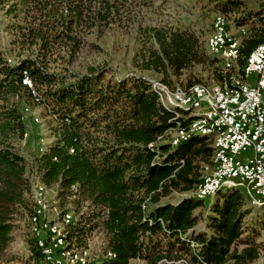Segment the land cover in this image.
Returning <instances> with one entry per match:
<instances>
[{
  "label": "trees",
  "instance_id": "16d2710c",
  "mask_svg": "<svg viewBox=\"0 0 264 264\" xmlns=\"http://www.w3.org/2000/svg\"><path fill=\"white\" fill-rule=\"evenodd\" d=\"M213 2L240 29L228 68L207 54L189 27L136 23L146 0H0V261L11 262L9 246L20 223L31 232L38 181L52 192L59 217L71 213L63 226L67 244L83 249L100 236L96 253L114 255L99 264H256L264 251L258 240L264 219L251 215L260 207L235 187L201 199L192 195L212 165L211 139L189 133L175 144L172 136L189 131L196 115L164 107L143 76L69 68L89 35L100 38L122 26L144 31L140 66L161 83L207 84L194 72L200 67L212 81L207 85L231 86L245 78L247 58L264 43V0ZM24 73L31 88L22 84ZM34 104L43 107L52 140L27 160L20 144ZM174 194L181 197L172 202ZM32 240L29 249L39 261Z\"/></svg>",
  "mask_w": 264,
  "mask_h": 264
},
{
  "label": "rangeland",
  "instance_id": "374dc122",
  "mask_svg": "<svg viewBox=\"0 0 264 264\" xmlns=\"http://www.w3.org/2000/svg\"><path fill=\"white\" fill-rule=\"evenodd\" d=\"M147 6H139L136 11V23H139L142 27L146 26H172L175 28L189 27L193 29L203 42L205 50L208 55L218 58L217 56L209 53L206 49V40L212 33V23L216 16L221 15L220 12L216 10V5L213 0H146ZM228 21V19H227ZM4 20H1L3 24ZM230 22H227V31H229ZM229 33V32H228ZM230 34V33H229ZM2 44L7 47L8 39L5 33H2ZM232 35V34H231ZM146 37L144 36V31L141 29L139 31L132 29H125L112 27L105 31L104 35L100 38L96 37L95 34H91L87 38V43L82 48V50L75 56L72 60L69 68L76 72H84L87 66H99L107 68L117 77L127 76V75H139L150 80L152 85L155 82H161L159 80V75L152 71L142 70L140 63V52L145 48ZM228 50V49H223ZM219 59V58H218ZM220 60V59H219ZM221 61V60H220ZM226 63H231L230 52L226 53ZM223 66V62L221 63ZM227 66L223 67L226 68ZM197 75L202 77L204 83H211V79L208 78V71L206 68L200 69V67L194 71ZM187 73L181 77L184 79ZM175 82V81H174ZM163 83V82H162ZM165 84V83H164ZM206 86H215L218 83H213L210 85L198 83ZM167 85V84H166ZM175 87H169L168 89H188L191 86L184 88L178 82H175ZM195 85V84H194ZM193 86V85H192ZM32 93V91H31ZM33 95V93H32ZM34 96V95H33ZM35 97V100L38 99ZM35 101V102H37ZM262 102H264V92L262 96ZM190 110V109H189ZM26 122L28 136L24 142L20 144V151L26 157L27 160L31 158V155L36 152V150L43 144L52 140L50 131L47 125V118L44 117L43 107L39 104H34L30 106L26 111ZM191 114H196V111H191ZM34 119V121H33ZM207 136V135H206ZM175 134L172 136V140L175 139ZM208 137V136H207ZM252 156L250 151L243 153L239 157L244 159L246 157ZM41 184L38 181L34 183ZM33 185V186H34ZM44 186V185H43ZM238 185L235 188H241ZM45 188V187H44ZM246 195V193H245ZM45 197L48 202H52V192L45 188ZM181 196L174 194L170 199L175 202ZM249 205L257 206L253 201L252 197L247 196ZM260 208H253V213L251 216L260 217V220L264 219V205H259ZM58 211L53 207V213L51 217H55ZM63 215H69L68 221L71 220V213L66 212ZM50 219V212H49ZM56 223L61 225L66 224V219L64 217H57ZM261 236L258 240L264 241V230H261ZM32 240V234L28 228L24 226L23 223L19 224V227L13 233V241L9 246L8 257L11 258L9 263H28L33 264L35 259L32 257V252L29 249V243ZM101 246L100 236H93L88 242V251L90 253H96L98 248ZM106 255V252L103 253ZM6 262V259H2ZM136 260L134 264H136ZM143 264V261H141ZM256 264H264V251L261 257L257 260Z\"/></svg>",
  "mask_w": 264,
  "mask_h": 264
},
{
  "label": "built area",
  "instance_id": "2783aa9c",
  "mask_svg": "<svg viewBox=\"0 0 264 264\" xmlns=\"http://www.w3.org/2000/svg\"><path fill=\"white\" fill-rule=\"evenodd\" d=\"M227 35V27H220L218 47L209 45V37L206 40V49L217 56L223 67L226 66V53L234 48L231 41V50H222L220 40ZM255 77L254 82L242 85L243 99L235 101L232 97H223L220 89L211 91V97L201 96V91H189L181 93L173 102L192 103L207 108L212 113V125L197 127L195 132L214 130V135H221V143H217L218 168L216 173H209L202 185L197 186L192 193H201L202 197H210L214 183L241 184L251 193V197L264 200V102H258V94L264 92V49L259 51L250 72ZM159 85V84H157ZM164 89V85H160ZM174 87V86H173ZM169 96V91H167ZM194 117L192 121H194ZM188 136V135H186ZM185 136V137H186ZM181 138H175V144ZM250 151L252 156L244 159L239 156ZM38 223H32L31 234L38 251H44V262L33 264H66V259H75V264H99L108 256L104 254L90 253L87 246L84 247V256L76 255V246L62 244L61 235L65 231H58L56 218L53 213L52 202H47V210H39L38 200H46V197L36 196ZM47 201V200H46ZM41 211H49L50 219H42ZM68 224V215H62ZM69 245V254H61V246ZM24 264V263H19ZM136 264H141L137 261Z\"/></svg>",
  "mask_w": 264,
  "mask_h": 264
},
{
  "label": "bare ground",
  "instance_id": "6f19581e",
  "mask_svg": "<svg viewBox=\"0 0 264 264\" xmlns=\"http://www.w3.org/2000/svg\"><path fill=\"white\" fill-rule=\"evenodd\" d=\"M226 20L222 15H218L214 18L213 23H212V33L209 35V45L211 47H218V41L220 37V27H226ZM228 36H224V40H220V47L221 49H228L231 50V41H234V48L230 51L231 55V62L233 61L234 57L237 54V47L239 44V39L236 38L233 35H230L227 32ZM264 49V43L257 46L255 49L252 50L250 53L249 57L247 58L246 64L244 66V79L240 78H234L232 80V85L228 86L226 83L223 84H216L215 86H206V85H195L192 86L188 89H171L169 90L168 86L161 83V82H155L151 85L152 89L155 91L157 98L159 102L164 106L168 108H180L184 110H193L196 111V118L194 121L191 120L190 126H189V131L187 132H179L175 138H182L185 135H188L189 133H198V134H203L207 135L212 142V146L214 148L213 151V156H212V165L211 166H206L205 167V172L202 177L201 182L198 184V186L202 185V183L207 179L208 176V167H209V173H216L217 168H218V151H216L217 148V143H221V135H214V130H204V131H199L195 132L197 130V127H204L207 125H212V113L209 111V109L205 108L200 110V105H194L192 103H183V102H173L171 99H177L180 97L181 93H188L189 91H201V96L204 97H211V91H218L220 89L221 95L223 97H232V93L235 94V101H242L243 99V89L242 85L248 84L246 81V77L250 75V72L252 70L253 64H254V59H256L257 54L259 51ZM231 63L226 64V68L230 66ZM22 84L26 85L31 88V83L30 80L28 79L27 75L24 73V77L22 79ZM159 84V85H157ZM160 85H164V89L161 88ZM168 87V88H167ZM33 95L36 96V93L34 90H31ZM167 91H169V96H167ZM262 96L263 94H258V102H262ZM177 116H180L177 114ZM173 143H175L174 139L172 140ZM238 185L241 184H227V183H214L211 188V195H214L218 190L221 188H226V187H237ZM242 189L248 194L251 195L248 189L245 188V185H241ZM195 189L193 190V192ZM192 192V191H191ZM197 198H206L202 197L201 193H192ZM36 196L39 197H45V188L42 184H35L33 186V203H34V213L31 218L32 223H38V216L37 214V199ZM47 202L48 200H38V207L39 210H47ZM255 204L257 206L259 205H264V200H257L255 201ZM69 217V215H68ZM41 218L42 219H49V211H41ZM65 218V217H64ZM66 219V218H65ZM58 225V231H64L63 225ZM61 242L62 244H67L65 233L61 235ZM88 250V248H87ZM89 252V251H88ZM40 253V260L37 262H44V251H39ZM61 254H69V246L68 245H62L61 246ZM76 255L77 256H84V248L83 249H76ZM108 257H114L113 254L110 252H107ZM0 264H15V263H7L4 261H0ZM18 264V263H16ZM66 264H75V259H66Z\"/></svg>",
  "mask_w": 264,
  "mask_h": 264
},
{
  "label": "crops",
  "instance_id": "0c3cea01",
  "mask_svg": "<svg viewBox=\"0 0 264 264\" xmlns=\"http://www.w3.org/2000/svg\"><path fill=\"white\" fill-rule=\"evenodd\" d=\"M226 26H227V24H226ZM227 32H229L230 33V35L232 34L233 36L234 35H237V34H239L240 33V29H236V28H234L233 26L231 27L230 26V29H229V31H227ZM236 37V36H235ZM237 38V37H236ZM248 79H249V81L250 82H254V80H255V77H253V76H248V77H246V81L248 82ZM202 109H205V108H200V110H202ZM243 192H244V194L246 193L242 188H240ZM246 195L247 196H249V197H251V195H248L247 193H246ZM253 201L255 202V200H254V198H253Z\"/></svg>",
  "mask_w": 264,
  "mask_h": 264
}]
</instances>
